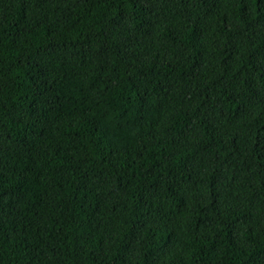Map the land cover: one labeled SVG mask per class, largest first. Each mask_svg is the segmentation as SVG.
<instances>
[{"label": "trees", "instance_id": "obj_1", "mask_svg": "<svg viewBox=\"0 0 264 264\" xmlns=\"http://www.w3.org/2000/svg\"><path fill=\"white\" fill-rule=\"evenodd\" d=\"M0 264H264V0H0Z\"/></svg>", "mask_w": 264, "mask_h": 264}]
</instances>
